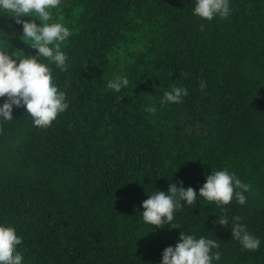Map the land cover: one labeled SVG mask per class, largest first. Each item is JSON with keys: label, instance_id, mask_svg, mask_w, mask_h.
Wrapping results in <instances>:
<instances>
[{"label": "trees", "instance_id": "16d2710c", "mask_svg": "<svg viewBox=\"0 0 264 264\" xmlns=\"http://www.w3.org/2000/svg\"><path fill=\"white\" fill-rule=\"evenodd\" d=\"M193 7L61 0L52 10L50 25L72 31L61 46L67 71L49 66L69 107L47 128L23 109L0 120V226L23 238V264H160L182 231L218 240L216 264H264V0H230L228 18L211 21ZM0 29L15 33L10 52L28 53L11 16L0 14ZM119 75L129 86L115 93L106 85ZM172 86L188 95L162 105ZM222 170L249 186L244 205L198 197L167 226L152 231L143 221L154 191L182 182L198 194ZM234 216L260 239L258 250L232 239Z\"/></svg>", "mask_w": 264, "mask_h": 264}, {"label": "clouds", "instance_id": "9594fccd", "mask_svg": "<svg viewBox=\"0 0 264 264\" xmlns=\"http://www.w3.org/2000/svg\"><path fill=\"white\" fill-rule=\"evenodd\" d=\"M194 3L193 14L207 21L216 17L227 19L232 11L230 0H194ZM60 5L61 0H0V14L11 16L17 25L22 26L20 39L29 49L27 54L10 52V40L16 38L15 33L9 36L0 29V98L7 97L0 104V120L11 121L13 110L23 109V115L30 118L35 128H47L68 109L66 93L54 82L49 67L54 65L61 72L68 69L69 58L61 46L72 36V31L60 23L50 25L52 10L59 9ZM25 17L38 18L40 26ZM106 86L120 93L129 86V79L119 75L109 80ZM204 87L202 83L201 88ZM187 95L186 88L172 86L164 92L161 104L181 103ZM147 111L155 114L156 108L150 107ZM248 190L249 186L234 173L212 171L198 194L191 187L185 189L182 182L179 188L170 184L167 192L154 191L148 195L140 214L154 231L173 222L174 213L182 208V202L192 206L197 204L199 197L217 206H226L235 198L244 205L247 200L244 193ZM232 220V239L238 241L244 250H258L260 239L247 231L246 225L240 222L241 217L234 216ZM217 223L223 227L229 225L226 217H219ZM172 229H179V226L172 224ZM184 233L181 232L175 247L164 249L160 264H216L221 260L218 240ZM22 243L23 238L13 228L0 226V264H23V255L17 250Z\"/></svg>", "mask_w": 264, "mask_h": 264}]
</instances>
